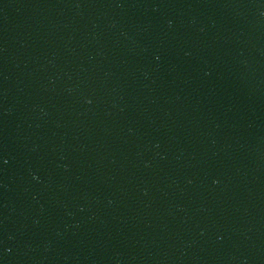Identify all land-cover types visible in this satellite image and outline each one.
Segmentation results:
<instances>
[{
    "label": "water",
    "instance_id": "water-1",
    "mask_svg": "<svg viewBox=\"0 0 264 264\" xmlns=\"http://www.w3.org/2000/svg\"><path fill=\"white\" fill-rule=\"evenodd\" d=\"M0 264H264V0H0Z\"/></svg>",
    "mask_w": 264,
    "mask_h": 264
}]
</instances>
